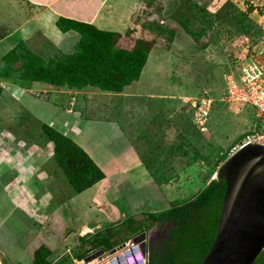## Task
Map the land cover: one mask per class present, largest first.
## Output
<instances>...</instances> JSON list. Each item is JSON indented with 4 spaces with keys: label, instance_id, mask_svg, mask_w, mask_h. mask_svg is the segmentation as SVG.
Segmentation results:
<instances>
[{
    "label": "crops",
    "instance_id": "1",
    "mask_svg": "<svg viewBox=\"0 0 264 264\" xmlns=\"http://www.w3.org/2000/svg\"><path fill=\"white\" fill-rule=\"evenodd\" d=\"M144 1L0 0V8L1 5L9 6L16 12V15L11 13L12 15L0 16V24L16 29V33L23 32L21 41L25 44L35 42L37 46H48L55 52L57 50L58 55L63 54L59 50L62 45L60 40L65 42L69 36H73L78 43L80 39L74 31H60L56 25L58 20L64 26L71 22L81 23L99 31L119 34L121 39L118 46L132 50L140 38L131 39L134 36L130 31L133 19ZM12 23L16 25L12 26ZM29 25L32 26L25 31V27ZM55 35L60 40H54ZM21 41L16 40L11 49ZM129 43L131 44L128 45ZM28 44L26 46L32 52L40 55ZM145 68L140 81L125 88L120 94L101 92L95 88L78 91L91 92L95 94L97 101H101L96 103L93 100L88 108V115L82 111L80 119L65 112L70 101L67 93L74 92L72 90L37 83L31 89H19L12 96L19 108L37 122L41 117L30 114L22 106V101L30 98L52 106L56 112L47 117L43 124L69 137L89 156L104 178L78 194L68 189L66 184V192L62 193V199L56 204L51 197L60 196V193L57 194L60 188H52L54 182L51 170L56 167L58 170L54 177L59 174L65 177L53 162L52 143L41 137L24 142L15 137L14 132L0 129V264H33L34 253L41 247L50 252L49 264H80L99 251H103L104 259L115 248L144 233L131 236V228L126 227L128 219L135 220V230L139 226L146 227L149 225L145 217L147 214L163 212L177 201L173 200L171 189L157 185L146 168L137 146L140 143V133L133 130V134L131 128L134 125L127 119L128 113H124L122 121L118 115L106 116L101 109L102 104L106 110L110 106L118 114L117 111L122 110L120 106L125 109L124 104L132 98L136 99L130 92L136 85L141 84ZM40 91L47 95L39 98L37 92ZM77 100L80 104L76 110L82 106L81 102H86V97L78 95ZM7 134L14 136L18 142H24L25 147L11 145L5 137ZM9 147L14 149L6 158L5 150ZM108 230L118 232L111 241L115 247L110 251H93L83 257L90 250L94 237ZM41 232L47 234L49 241L33 244ZM81 257L83 259L79 260ZM98 262L101 264L99 260Z\"/></svg>",
    "mask_w": 264,
    "mask_h": 264
},
{
    "label": "rangeland",
    "instance_id": "2",
    "mask_svg": "<svg viewBox=\"0 0 264 264\" xmlns=\"http://www.w3.org/2000/svg\"><path fill=\"white\" fill-rule=\"evenodd\" d=\"M227 2L235 4L241 11H246V5L249 3L255 5L258 11L252 13L250 18L256 25L264 27V0H145L133 19L130 33L134 37L131 39H145L155 45L151 50L141 84L136 85L130 92L137 98H132L133 100L130 99L124 104L125 109L120 106L122 110L119 109L118 114L110 106L106 110L103 104L101 105L106 116L118 115L122 121L128 113L127 119L134 125L131 128L133 134V130L140 133V143H137L140 154L152 170L158 167L165 169L166 178L170 177V181L164 186L171 189L172 198L177 200L176 202L192 198L204 188L208 178H215L217 169L222 164L216 167L220 158L239 149L253 129V109L236 103H219L215 107L208 135H198L189 124L191 99L207 90L218 100L225 88V76L237 72L239 59L253 55L254 60L264 66V52L261 49L264 44L254 41L258 40V37H230L229 33L235 29L232 16L224 18L222 24L217 21L214 28L197 41L185 32L184 25L190 21L192 30L199 31L207 27L201 22L198 9L216 14ZM14 10L13 7L1 5L0 16L12 15L11 13L16 15ZM14 25L16 24L12 23V26ZM31 26L25 27L24 30H29ZM160 28L164 33L159 32ZM170 32L174 33L173 40L170 39ZM23 34L16 33V29L10 26L0 24V60L10 51L16 40H23ZM56 39L60 40L55 35L54 40ZM60 41V52L66 55L74 52L77 42L73 36H69L65 42ZM28 46L44 59L58 56L57 50L55 52L48 46H37L35 42L29 43ZM67 94L70 97L75 95V109L80 104L78 95L86 97V102H81L82 106L76 110L86 114L94 101L101 103L91 92L74 91ZM22 106H25L30 114L41 117L40 121L38 120L40 123L20 109L9 93H4L0 98V129L14 132L15 137L24 142L37 140L41 134V125L47 121V117L54 115L56 110L46 103L30 98L22 101ZM19 123L21 127L17 129ZM18 130L21 131L19 134ZM194 158L198 161L192 164ZM53 168L52 188H60L57 192L60 196L51 198L58 204L63 197L62 193L66 192L67 183L61 174L54 177L58 168ZM169 226L157 224L146 232L148 250L166 236ZM123 236L124 234L121 235ZM49 239L46 233L41 232L33 244L37 245L42 241L47 243ZM148 255L149 253L145 257V264H148ZM83 264L99 263L96 259Z\"/></svg>",
    "mask_w": 264,
    "mask_h": 264
},
{
    "label": "trees",
    "instance_id": "3",
    "mask_svg": "<svg viewBox=\"0 0 264 264\" xmlns=\"http://www.w3.org/2000/svg\"><path fill=\"white\" fill-rule=\"evenodd\" d=\"M246 6V11H241L235 4L227 2L216 14L198 9L201 22L207 27L199 31L192 30L190 21L184 25V30L197 41L213 29L217 21L222 24L224 18L232 16L235 29L229 33L230 37L244 36L250 39L258 37V40L254 41L263 42L264 27L256 25L250 18L258 9L250 3ZM56 25L64 33L74 31L79 35L80 39L73 53L44 59L21 41L2 56L0 79L27 90L34 84L41 83L79 92L86 88H95L101 92L120 94L125 88L140 81L155 45L152 41L140 39L135 42L132 50H125L118 46L121 39L119 34L99 31L81 23L71 22L64 26L61 20H58ZM159 30L160 33H164L163 29ZM169 36L173 40L174 33L170 32ZM189 124L198 135H201L191 122ZM20 127L21 123L17 129ZM20 132L18 130V134ZM39 137L52 143L53 162L63 173L69 189L75 193L87 190L104 178L89 156L58 130L43 124ZM227 156L228 154L222 156L216 167L223 163ZM196 161L198 159L194 158L192 164ZM143 162L157 185H164L170 181V177L166 178L165 169L158 167L152 170L144 159ZM207 180L204 188L192 198L174 202L163 212L147 214L145 217L149 225L146 227L139 226L135 230L133 228L135 220L128 219L126 227L131 228L129 230L131 236L148 232L157 224L170 225L166 236L148 250V264L203 263L217 234L226 191L225 180L217 176ZM117 234L118 232L113 230L97 234L92 240L90 250L82 256L86 257L100 249L110 251L115 247L111 241ZM49 255L50 252L45 247L37 249L33 264H49ZM254 264H264V251Z\"/></svg>",
    "mask_w": 264,
    "mask_h": 264
},
{
    "label": "water",
    "instance_id": "4",
    "mask_svg": "<svg viewBox=\"0 0 264 264\" xmlns=\"http://www.w3.org/2000/svg\"><path fill=\"white\" fill-rule=\"evenodd\" d=\"M216 176L226 181L217 234L202 264H254L264 251V145L249 143L230 154ZM146 233L132 239L148 252ZM99 251L84 262L99 257Z\"/></svg>",
    "mask_w": 264,
    "mask_h": 264
},
{
    "label": "built area",
    "instance_id": "5",
    "mask_svg": "<svg viewBox=\"0 0 264 264\" xmlns=\"http://www.w3.org/2000/svg\"><path fill=\"white\" fill-rule=\"evenodd\" d=\"M262 44H264V39ZM261 49L264 52V46H261ZM254 56H256V53ZM249 57L247 58L246 55L239 59L237 72L233 75L225 76V88L218 100L207 90H203L191 99L189 119L201 135L209 134V128L215 115V107L219 103H236L249 107L255 112L253 129L246 137L243 145L249 143L264 145V66L259 65L254 60L253 55ZM19 89L10 82L0 79V97L4 93L15 96ZM45 95H47L46 92H37L39 98H43ZM71 96L65 112L80 119L82 111H76L74 107L76 97L74 94ZM5 137L10 141L11 145L15 144V147L20 148L25 147V143L22 141L18 142L14 136L7 134ZM12 149L14 148L9 147L5 150L4 156L6 158L10 156ZM145 257L146 255L142 253L141 244L130 240L123 246L115 248L104 259H102L103 257H96L93 260L97 259L101 264H145Z\"/></svg>",
    "mask_w": 264,
    "mask_h": 264
},
{
    "label": "clouds",
    "instance_id": "6",
    "mask_svg": "<svg viewBox=\"0 0 264 264\" xmlns=\"http://www.w3.org/2000/svg\"><path fill=\"white\" fill-rule=\"evenodd\" d=\"M17 87V86H16ZM19 88V87H18ZM21 89V88H20ZM24 90V89H23ZM142 253H143V250H142ZM146 256L148 254V252L144 253ZM99 257H102V255H100ZM93 260V259H92ZM90 262V261H89ZM85 263V262H84Z\"/></svg>",
    "mask_w": 264,
    "mask_h": 264
},
{
    "label": "bare ground",
    "instance_id": "7",
    "mask_svg": "<svg viewBox=\"0 0 264 264\" xmlns=\"http://www.w3.org/2000/svg\"><path fill=\"white\" fill-rule=\"evenodd\" d=\"M247 136H248V135H247ZM247 136H246V137H247ZM245 139H246V138H245ZM141 243H142V242H140L139 244H141Z\"/></svg>",
    "mask_w": 264,
    "mask_h": 264
}]
</instances>
